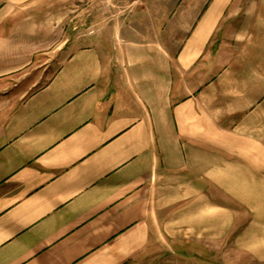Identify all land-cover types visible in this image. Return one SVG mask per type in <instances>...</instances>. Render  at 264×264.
<instances>
[{
    "label": "crops",
    "instance_id": "0c3cea01",
    "mask_svg": "<svg viewBox=\"0 0 264 264\" xmlns=\"http://www.w3.org/2000/svg\"><path fill=\"white\" fill-rule=\"evenodd\" d=\"M56 1L0 0V264H264V0Z\"/></svg>",
    "mask_w": 264,
    "mask_h": 264
},
{
    "label": "rangeland",
    "instance_id": "374dc122",
    "mask_svg": "<svg viewBox=\"0 0 264 264\" xmlns=\"http://www.w3.org/2000/svg\"><path fill=\"white\" fill-rule=\"evenodd\" d=\"M47 1L57 2L56 0ZM68 1L69 4H65L63 7H61V5L55 6L56 8L54 7V14L56 15L54 24L59 19L58 29L60 30L59 35H55V46L60 45L62 41H65L64 44L68 46L94 43L99 38L96 36V34L99 36V30H102L101 34H103V39L108 43L110 40L109 28L115 27L116 20L119 24H121V22L124 23V19L127 17L126 15L129 10L134 8L135 13L138 12L143 2V0ZM152 3H154V0H149L144 7H150L149 5ZM129 17L130 19H136V14L133 17ZM137 20L138 22L136 24L140 29L146 30L149 28V26H147L149 24L148 18L146 20V18L137 15ZM52 55V65L46 70V75L52 72L55 67L54 63L61 56L56 53ZM29 72L33 71L31 70Z\"/></svg>",
    "mask_w": 264,
    "mask_h": 264
}]
</instances>
